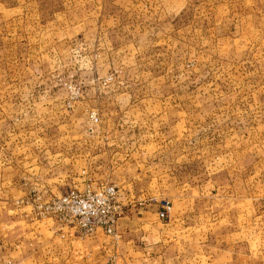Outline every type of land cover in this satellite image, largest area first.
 <instances>
[{
    "label": "rangeland",
    "instance_id": "rangeland-1",
    "mask_svg": "<svg viewBox=\"0 0 264 264\" xmlns=\"http://www.w3.org/2000/svg\"><path fill=\"white\" fill-rule=\"evenodd\" d=\"M2 2L43 7L0 8V168L23 203L87 180L116 184L142 212L167 199L174 215L188 200L189 226L222 213L213 237L200 238L205 264L220 241L264 251V0ZM62 25L70 41L57 46ZM80 25L85 41L71 42ZM96 29L113 32L96 43ZM96 75L117 76L143 106L119 145L108 144L107 109L88 96ZM216 175L226 183L200 200ZM48 178L57 186L35 187Z\"/></svg>",
    "mask_w": 264,
    "mask_h": 264
},
{
    "label": "crops",
    "instance_id": "crops-1",
    "mask_svg": "<svg viewBox=\"0 0 264 264\" xmlns=\"http://www.w3.org/2000/svg\"><path fill=\"white\" fill-rule=\"evenodd\" d=\"M0 8L11 10L30 8L33 12V8L43 7L11 6L0 0ZM58 24L60 29V23ZM61 27L63 33L61 36L62 29L57 31L59 34L55 42L57 46L65 43L66 40L70 41V36L66 35L65 26ZM84 28L85 26L81 25L75 26V32L71 36L74 39L72 38L71 42L77 39L85 41ZM93 32H90L91 37L94 41L97 39L96 43H98L101 40L110 39V32L113 30L96 29ZM92 39H90L91 43H93ZM96 69H98L97 64ZM117 78L116 76V80L108 84L102 82L103 76L96 75L90 81L92 87L88 92L91 103L99 104L102 109H107L106 119L110 125L107 130V139L110 140L108 143L110 145H119L126 138L123 133L127 130L126 125L136 117L135 112L138 106L143 109L142 103L136 101L137 98L131 100V92L119 85ZM36 179L38 178L31 179V187H34L33 181ZM41 179L45 177L42 176ZM55 179L58 178L55 177ZM55 179L48 178L45 180L47 182H37L35 187L38 190L48 189L51 187L50 181L53 182ZM31 180L23 185L29 186ZM205 182L202 183L203 196L200 199L203 201L212 199L204 195L205 189L212 186L214 194H217L215 186L224 181L216 175L207 178ZM7 183L15 184L16 176L7 181L6 170L0 168V264H205L203 259H196L197 256L202 258V253H199L207 248L205 244L199 243L200 238L213 237L210 225L221 222L222 213L219 212L212 215L213 222L207 223V226L202 223L199 227L196 226L197 224L186 225V219L189 218L186 214L190 210L188 200L183 206L185 208H182L179 213L170 214L169 219L161 220L158 217L160 208L142 212V206L145 205L143 200L140 201L138 198L139 207L135 209L134 205L137 203L133 204L134 199L124 198L121 194V201L127 206L128 211L132 209V212L127 213L126 209L125 214L119 219L117 226L119 238L115 239L102 231L90 237H82L74 228L59 227L52 219L38 217L34 213V204L44 199V192L33 199L28 198L30 200L25 204L22 200L27 198L17 196L18 187ZM53 183L52 186H57L58 182ZM218 188L220 189V186ZM246 201L241 202L240 205H246ZM249 205H251L252 214V202ZM135 210L137 212H133ZM215 218L219 220L215 222ZM249 219L252 220L251 216ZM238 234H241V231ZM217 236H225L224 231H218ZM216 248L215 255L210 258V262L207 261V264H264V251L253 250L251 245H248L246 249L243 248L244 250L236 251L237 253L227 251V245L222 241L218 242ZM224 259L229 260L225 262Z\"/></svg>",
    "mask_w": 264,
    "mask_h": 264
},
{
    "label": "built area",
    "instance_id": "built-area-1",
    "mask_svg": "<svg viewBox=\"0 0 264 264\" xmlns=\"http://www.w3.org/2000/svg\"><path fill=\"white\" fill-rule=\"evenodd\" d=\"M90 118L95 124L100 121L96 111L91 112ZM172 210L173 203L164 199L158 217L167 220ZM125 212L126 205L121 201L120 188L116 184L90 180L82 186L71 187L61 195L34 204V213L38 217L50 218L62 228H74L82 237L102 231L115 239L119 238L117 226Z\"/></svg>",
    "mask_w": 264,
    "mask_h": 264
}]
</instances>
